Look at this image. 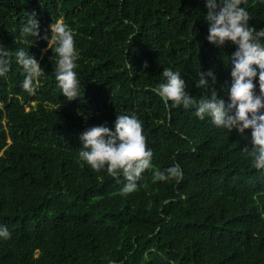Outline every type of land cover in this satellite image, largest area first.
Segmentation results:
<instances>
[{"label":"trees","instance_id":"trees-1","mask_svg":"<svg viewBox=\"0 0 264 264\" xmlns=\"http://www.w3.org/2000/svg\"><path fill=\"white\" fill-rule=\"evenodd\" d=\"M242 6L264 28L261 0ZM33 12L41 35L61 17L73 30L79 98L60 92L47 41L21 36ZM206 13L205 0H0V43L44 70L34 95L14 59L0 77V225L11 233L0 264H264V172L243 152L251 130L246 140L151 91L170 67L198 101L197 73L212 70L227 102L235 45L208 43ZM117 114L143 122L154 167L182 176L146 170L137 191L119 195L122 175L80 161V134Z\"/></svg>","mask_w":264,"mask_h":264},{"label":"clouds","instance_id":"clouds-1","mask_svg":"<svg viewBox=\"0 0 264 264\" xmlns=\"http://www.w3.org/2000/svg\"><path fill=\"white\" fill-rule=\"evenodd\" d=\"M264 3V0H261ZM244 0H205L208 25L206 40L217 48L226 44L235 45V51L227 59L230 62V83L221 85L227 102L214 87L217 78L212 70L199 71L195 87L205 90L197 101L187 90L188 85L181 71L163 68L162 82L151 89L165 105L174 104L185 109L194 108V115L231 133L235 130L248 139L246 129L251 130L250 144L243 152L251 157L253 167L264 172V28L250 26L251 16L242 6ZM49 31L41 35L40 21L36 13H30L20 34L31 38L30 45L37 40L47 41L46 49L54 52L55 80L63 97L68 101L80 97V80L76 72L78 51L73 30L63 18L53 20ZM15 61L24 75L22 88L34 95L36 81L44 74L40 61L29 50L17 48L14 54L0 43V77H5ZM78 159L94 171L106 169L116 178L123 176L125 183L119 195L138 190V182L146 170H152L158 181L178 179L182 169L178 165L163 170L152 163L153 150L146 143L143 122L135 115L117 114L113 126L100 124L88 128L79 136ZM11 233L6 225H0V240H7Z\"/></svg>","mask_w":264,"mask_h":264},{"label":"rangeland","instance_id":"rangeland-1","mask_svg":"<svg viewBox=\"0 0 264 264\" xmlns=\"http://www.w3.org/2000/svg\"><path fill=\"white\" fill-rule=\"evenodd\" d=\"M1 105V104H0Z\"/></svg>","mask_w":264,"mask_h":264}]
</instances>
